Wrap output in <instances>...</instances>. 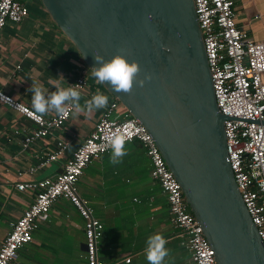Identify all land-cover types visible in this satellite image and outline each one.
<instances>
[{"label": "crops", "instance_id": "obj_1", "mask_svg": "<svg viewBox=\"0 0 264 264\" xmlns=\"http://www.w3.org/2000/svg\"><path fill=\"white\" fill-rule=\"evenodd\" d=\"M23 1L29 7V15L18 24L8 23L0 33V89L31 106L32 94L27 91L32 84L30 79L49 92L55 91L56 81L69 87L81 56L40 0ZM234 8L236 24L255 40H264V0H234ZM88 79L94 94L99 89L112 99L91 74ZM89 98L88 92L82 93L81 105ZM103 109L90 117L85 113L72 114L64 126L24 148L21 136L13 137L11 132L15 127L32 128L34 124L0 103V243L33 199L32 193L19 191L16 184L60 172ZM58 140L66 141L71 148L68 146L64 154L33 174L18 175L40 162ZM126 149L128 154L115 166L109 161L111 150L92 159L76 183L77 192L103 223L99 257L104 264H148L146 241L160 233L169 250L164 264H193L186 236L180 229L175 230L178 228L170 220L165 194L150 171L142 170L135 149ZM83 226L84 220L76 208L67 199L59 198L51 207L49 220L33 232L32 240L17 250L9 264H86L85 252L80 248L85 242ZM126 257L131 258L130 262H125Z\"/></svg>", "mask_w": 264, "mask_h": 264}, {"label": "water", "instance_id": "obj_2", "mask_svg": "<svg viewBox=\"0 0 264 264\" xmlns=\"http://www.w3.org/2000/svg\"><path fill=\"white\" fill-rule=\"evenodd\" d=\"M89 67L94 52L139 62L130 93L102 84L152 135L217 264H264V244L226 151L194 0H40ZM91 71V70H90ZM86 251V244L80 245Z\"/></svg>", "mask_w": 264, "mask_h": 264}, {"label": "built area", "instance_id": "obj_3", "mask_svg": "<svg viewBox=\"0 0 264 264\" xmlns=\"http://www.w3.org/2000/svg\"><path fill=\"white\" fill-rule=\"evenodd\" d=\"M195 12L203 35L217 106L227 118L224 121L227 159L242 201L264 244V40H255L236 24L234 0H194ZM30 13L23 0H0V33L8 23H20ZM89 67L80 60L76 76L69 86L94 95ZM0 103L34 124L13 128L11 136L20 135L27 148L65 125L73 110L64 117L52 111L40 116L31 106L0 89ZM90 99V98H89ZM121 132L127 142L136 140L151 164L150 176L165 194L170 220L187 238L193 264H217L214 250L202 226L185 203L179 181L168 167L152 135L116 99L109 100L99 119L83 141L72 150L63 168L54 176L19 182V191L30 192L32 201L12 224L0 243V264H9L17 250L32 240L33 232L49 220L50 210L59 198L67 199L84 220L86 264H104L98 255L103 223L77 192L76 183L85 166L108 152L109 137ZM68 143L58 140L54 149L40 162L23 173L33 174L65 153ZM130 257L125 262H130Z\"/></svg>", "mask_w": 264, "mask_h": 264}, {"label": "clouds", "instance_id": "obj_4", "mask_svg": "<svg viewBox=\"0 0 264 264\" xmlns=\"http://www.w3.org/2000/svg\"><path fill=\"white\" fill-rule=\"evenodd\" d=\"M94 60L96 66L90 68L91 76L97 84H108L116 92L130 93L134 83L138 82L140 86H143L146 79L152 78L151 74H146L144 78L137 81L141 71L139 62L135 59L129 61L121 52H117L107 60L100 53L94 52ZM30 80L32 84L27 91L32 94L31 109L40 116L54 111L57 116L64 117L71 107L74 116L85 113L90 117L93 112L106 108L109 103L108 96L99 89L81 105V92L74 86L76 84L63 87L60 81H56L55 91L49 92L37 81ZM126 143L127 138L121 132H115L109 137L108 145L111 149L109 161L112 165L122 163L123 158L128 154ZM68 146L71 148L70 145ZM166 244L167 240L160 233L148 237L145 248L148 264H164L165 257L169 254V250L165 247Z\"/></svg>", "mask_w": 264, "mask_h": 264}, {"label": "trees", "instance_id": "obj_5", "mask_svg": "<svg viewBox=\"0 0 264 264\" xmlns=\"http://www.w3.org/2000/svg\"><path fill=\"white\" fill-rule=\"evenodd\" d=\"M126 146H127V148H134L135 149L136 154H137V160H138V163H140L141 168H143L142 170L150 171L151 165H150L149 158L147 157V155H146L144 149L142 148V146L140 145V143L136 140H132L130 142H127ZM167 208H168V203H167Z\"/></svg>", "mask_w": 264, "mask_h": 264}, {"label": "rangeland", "instance_id": "obj_6", "mask_svg": "<svg viewBox=\"0 0 264 264\" xmlns=\"http://www.w3.org/2000/svg\"><path fill=\"white\" fill-rule=\"evenodd\" d=\"M112 98H113V96H112ZM84 182V178H83V180H82V183ZM118 190V189H117ZM175 230H179V229H175ZM80 252V251H79Z\"/></svg>", "mask_w": 264, "mask_h": 264}]
</instances>
